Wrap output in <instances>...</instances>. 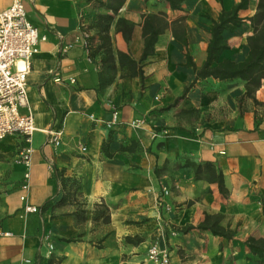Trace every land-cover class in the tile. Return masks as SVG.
<instances>
[{
  "label": "crops",
  "instance_id": "1",
  "mask_svg": "<svg viewBox=\"0 0 264 264\" xmlns=\"http://www.w3.org/2000/svg\"><path fill=\"white\" fill-rule=\"evenodd\" d=\"M22 1L46 40L27 75L37 128L30 168L17 160L22 135L0 141V264H155L148 258L155 243L170 264H264V252L252 248L264 241V78L253 96L239 78L191 86L193 66L207 57L212 19L241 0H184L181 9L166 0H125L109 34L114 49L136 61L147 15L167 20L140 63L144 82L120 69L101 79L107 71L101 53L93 55L102 41L92 25L112 10L95 0ZM13 2L0 0V12ZM257 3L250 0L241 24L223 31L220 60L246 59ZM119 17L133 23L129 41ZM114 108L118 121L108 127ZM59 129L55 146L47 131ZM206 162L222 172L224 193L205 172L195 177L194 164ZM207 216L218 217L222 233L199 228Z\"/></svg>",
  "mask_w": 264,
  "mask_h": 264
},
{
  "label": "trees",
  "instance_id": "2",
  "mask_svg": "<svg viewBox=\"0 0 264 264\" xmlns=\"http://www.w3.org/2000/svg\"><path fill=\"white\" fill-rule=\"evenodd\" d=\"M169 2L172 9H181L184 0H166ZM98 6L107 10H112V13H99L95 15L93 27L96 33L99 34L102 43L96 48L93 55L101 53V62L107 72L101 75L104 82H108L115 76V73L120 69L123 77H140L144 82L143 70L140 63L149 55L153 54L158 37L163 33L167 26V20L163 14H149L145 19L144 30V49L139 61L133 59L129 54L114 49L109 34V29L115 15L123 6L125 0H95ZM250 0H241L229 11H221L216 19H212L210 33L211 38L207 48V57L201 68L193 66L196 78L191 86L198 80L207 77H214L220 80H232L239 78L246 87V94L253 96L256 90L261 86L264 78V0H258L256 12L248 17L253 26V32L248 36L249 52L244 61L234 62L229 59L220 60L222 51L227 48L224 41L223 31L234 30L241 22L239 11L248 7ZM117 28L123 33L127 41L130 40L133 23L124 17L117 19ZM107 73V74H106ZM187 87L186 91L191 87ZM195 177L200 178L202 173H206V178L209 180H217L221 191L225 192L224 177L222 172H217L215 166L211 162L203 164H194ZM85 211L80 210L75 215L82 217ZM210 216H207L205 221L199 225L201 229L211 230L213 233H222L217 228L218 217L214 222L210 221ZM105 221H109L106 216ZM255 252H264V241H258L257 245L252 246Z\"/></svg>",
  "mask_w": 264,
  "mask_h": 264
},
{
  "label": "built area",
  "instance_id": "3",
  "mask_svg": "<svg viewBox=\"0 0 264 264\" xmlns=\"http://www.w3.org/2000/svg\"><path fill=\"white\" fill-rule=\"evenodd\" d=\"M86 37L89 34L86 33ZM46 40L39 29L29 20L22 0H14L12 5L0 12V141L10 135L19 134L24 137L25 145L22 147L18 161L30 168L32 154L35 149L31 145L32 136L37 130L35 118L30 109L28 99L27 75L31 68L33 56L39 50L40 42ZM88 44V42H87ZM21 108H28V112L21 113ZM119 112L113 110L112 119L107 122L108 127L117 123ZM143 120H135L133 126H140ZM50 141L59 146L62 142L63 129L48 130ZM85 152L87 147L80 146ZM30 188V172L27 171L22 183V189ZM169 189L164 188V194ZM26 194L21 195L26 200ZM28 212L37 211L35 205L26 204ZM50 253L53 245L49 243ZM148 258L155 264H170V255L162 250L158 244H153L148 251Z\"/></svg>",
  "mask_w": 264,
  "mask_h": 264
}]
</instances>
